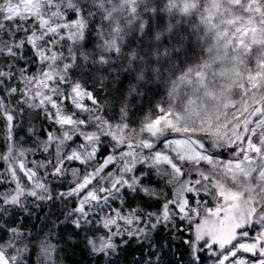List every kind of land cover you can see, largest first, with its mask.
<instances>
[{"label": "snow or ice", "instance_id": "snow-or-ice-1", "mask_svg": "<svg viewBox=\"0 0 264 264\" xmlns=\"http://www.w3.org/2000/svg\"><path fill=\"white\" fill-rule=\"evenodd\" d=\"M0 166V264H264V0H0Z\"/></svg>", "mask_w": 264, "mask_h": 264}, {"label": "trees", "instance_id": "trees-1", "mask_svg": "<svg viewBox=\"0 0 264 264\" xmlns=\"http://www.w3.org/2000/svg\"><path fill=\"white\" fill-rule=\"evenodd\" d=\"M47 208L48 207H44L36 211L34 216L36 226L39 222L38 220H36V217H42L43 214L46 212ZM157 239H159V237H157ZM136 257L144 258L142 255V250L139 247H137L136 244L133 242L132 246L129 249H127V251L122 255L121 264H132V261ZM64 259L66 261V264H90L89 258L78 247H74L73 250L67 251ZM174 259L175 258L171 257L170 254H167L164 256V264H170V261H174Z\"/></svg>", "mask_w": 264, "mask_h": 264}, {"label": "rangeland", "instance_id": "rangeland-1", "mask_svg": "<svg viewBox=\"0 0 264 264\" xmlns=\"http://www.w3.org/2000/svg\"><path fill=\"white\" fill-rule=\"evenodd\" d=\"M33 211H34V216H35V213H36V211H38V209H33ZM48 214H52V215H59L60 214V208H59V205H53V206H51L50 208L48 207L47 208V210H46V212L43 214V216L41 217V218H43L44 216H46V215H48ZM34 218L35 217H33V221L35 222V220H34ZM42 225L38 222V224H37V228H40ZM65 239H66V237H65ZM62 244H63V241H62ZM63 246H64V248L66 249V251L65 252H63L62 254H61V259H62V261H63V264H66V261H65V259H64V257H65V254H66V252L67 251H71V250H73V248L75 247V246H73V247H69L67 244H63ZM137 247H139L138 245H136Z\"/></svg>", "mask_w": 264, "mask_h": 264}]
</instances>
